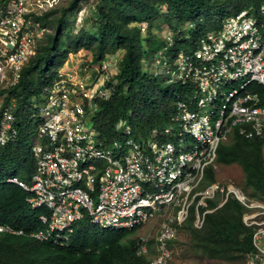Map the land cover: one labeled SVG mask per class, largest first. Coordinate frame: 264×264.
I'll use <instances>...</instances> for the list:
<instances>
[{"label": "built area", "instance_id": "2783aa9c", "mask_svg": "<svg viewBox=\"0 0 264 264\" xmlns=\"http://www.w3.org/2000/svg\"><path fill=\"white\" fill-rule=\"evenodd\" d=\"M61 1L0 0V146L20 134L7 89L17 83L46 32L38 16ZM173 34L169 28L163 34L166 44L142 61L151 76L184 89L166 124L136 138L121 118L114 124L120 137L104 142L92 113L96 100L112 93L117 59L64 64L33 97L30 180H6L29 192L30 206L46 210L39 215L45 226L32 233L38 239L64 244L85 215L113 228L153 221L154 247H149V234L136 242L139 255L155 250L145 264H172L179 227L191 218L201 228L207 213L234 197L244 207V224L252 228L253 249L244 264H264V197L250 196L232 182L206 179L207 169L216 166L219 145L234 133L260 138L264 150V0L257 9L226 15L189 50L168 54Z\"/></svg>", "mask_w": 264, "mask_h": 264}, {"label": "trees", "instance_id": "16d2710c", "mask_svg": "<svg viewBox=\"0 0 264 264\" xmlns=\"http://www.w3.org/2000/svg\"><path fill=\"white\" fill-rule=\"evenodd\" d=\"M78 2L67 0L38 16L44 26L50 22L49 17L54 16V28L52 32L44 33L36 52L22 68L19 80L7 89L6 99H13L15 103L13 112L20 134L14 142L0 146V224L23 229L25 234L0 235V264L146 262L145 257L135 254V239L129 236L131 230L100 228L85 217L78 222L65 246L29 236L30 231L42 226L38 219L42 209L30 208L25 201L27 192L16 183L6 181L11 175L28 181L34 170L31 144L36 124L29 119L33 97H38L57 77L68 54L76 51L84 40L75 36L76 39L68 43L61 32L64 15ZM259 4L260 0H97L99 25L90 62L100 63L116 49L123 50L122 56L117 58L112 93L107 99L95 102L92 125L99 137L104 142L118 137L114 124L121 118L128 120L134 137L146 136L153 127L166 124L174 111L177 94L184 91L179 84H165L151 76L142 66L144 59L150 58L166 43L161 34L151 30L153 18L158 16L161 7L165 9L159 15L162 23L174 32L167 51L174 54L181 45H184L183 50L194 47L198 38L217 29L226 15L243 8L257 9ZM107 6L121 12L132 10L131 20L144 21L148 33L144 35L139 26L123 28ZM187 23H192L193 27L183 26ZM217 162L240 164L245 185L253 188L254 197H264V156L260 138H245L234 133L230 141L219 145ZM206 178L215 180L211 168L207 169ZM242 212L240 202L230 197L221 207L205 215L201 228H195L189 218L182 226L190 229L192 250L206 256H213L216 252L251 251V229L243 223Z\"/></svg>", "mask_w": 264, "mask_h": 264}, {"label": "rangeland", "instance_id": "374dc122", "mask_svg": "<svg viewBox=\"0 0 264 264\" xmlns=\"http://www.w3.org/2000/svg\"><path fill=\"white\" fill-rule=\"evenodd\" d=\"M66 1L67 0H62L61 3H66ZM96 2L97 0H79L77 6L64 15L61 25L63 38L68 43H71L76 39V37L78 39L79 36L84 39L82 40V44H80L79 48L76 51H72L68 54L65 65H77L80 61L90 58L92 52L94 51L99 25L96 17ZM106 9L112 12L115 21L122 24L123 28H132L139 26L141 32L144 35L148 33V30L144 29V27L142 26L143 23H145L144 21L131 20V15L133 13L132 10L121 12L119 10H113V8L110 6H107ZM160 9L161 11L158 13V16L153 18L151 30L154 32H158L163 36V34H167L169 32V27L168 25L162 23L160 14H163V12H165V9L164 7H161ZM53 17L54 16L52 15L49 17L50 22H48V24L45 26V30L47 33L52 32L54 28ZM183 26H186V24H184ZM142 42L143 44L145 43L144 39ZM163 46H161L159 49H161ZM180 48L183 49L184 45H181ZM122 51V49L118 48L113 52V54L110 55H114V57L117 59L122 56ZM168 54L171 53L168 52ZM230 139L231 137L227 138L225 141H230ZM189 141L190 139H188L187 143H189ZM213 171L216 181L222 183L232 182L239 185L250 196H256L253 193V188L249 185H245L244 172L241 168V165L237 162L223 164L216 161V166L214 167ZM149 223L150 222H148L147 225L145 224V226H142V229L131 232L129 236L138 237L140 235L147 234L151 228V223ZM156 228L157 225H155V229ZM191 237L192 235L190 233V229L186 228V226H182L178 233L176 242H174L173 244L172 264H243L246 260L245 253L240 250H234L231 252L228 251L223 253L224 255L216 252L213 256H206L201 253H195L192 250L193 248L191 246Z\"/></svg>", "mask_w": 264, "mask_h": 264}, {"label": "clouds", "instance_id": "9594fccd", "mask_svg": "<svg viewBox=\"0 0 264 264\" xmlns=\"http://www.w3.org/2000/svg\"><path fill=\"white\" fill-rule=\"evenodd\" d=\"M175 105V104H174ZM174 112V111H173ZM172 112V113H173ZM118 137H120V134H118ZM117 137V138H118ZM33 140H34V138H33ZM262 152H263V156H264V150H263V148H262ZM33 156V155H32ZM34 158V157H33ZM217 161V160H216ZM34 165H35V161H34ZM211 169L213 170L214 168H212L211 167ZM214 172V171H213ZM32 174V173H31ZM11 176H16V175H11ZM8 177H10V176H7V178ZM18 177V176H17ZM31 177V176H30ZM6 178V179H7ZM19 178V177H18ZM19 179H21V178H19ZM207 179V178H206ZM21 180H23V179H21ZM29 180H30V178H29ZM29 180L28 181H25V180H23V181H25V182H29ZM6 181H8V180H6ZM207 181H210V180H207ZM212 181V180H211ZM213 181H216V179L215 180H213ZM9 182H11V181H9ZM13 183H15V182H13ZM17 184V183H16ZM18 185V184H17ZM237 185V184H236ZM239 186V185H238ZM21 187V186H20ZM240 187V186H239ZM241 188V187H240ZM24 189V188H23ZM242 189V188H241ZM25 190V189H24ZM26 191V190H25ZM27 192V195L29 194V192L28 191H26ZM245 192V191H244ZM26 195V196H27ZM249 195V194H248ZM254 197V196H253ZM26 198V197H25ZM232 198H234V197H232ZM255 198H257V197H255ZM236 199V198H235ZM258 199H261V198H258ZM26 201V200H25ZM27 203V202H26ZM28 204V203H27ZM241 204V203H240ZM242 205V204H241ZM28 206L30 207V208H40V209H42V211L39 213V215L42 213V212H45L46 210L44 209V208H42V207H32V206H30L29 204H28ZM243 206V205H242ZM243 212H244V207H243ZM243 212H242V215H243ZM86 218L87 220H88V222L89 223H91V224H93V225H96V226H98V227H100V228H112V229H127V230H131L132 232L134 231H136V230H139V229H142L143 227L142 226H145V224L144 225H142V226H140V227H138V228H132V229H128V228H113V227H110V226H107V227H103V226H101V225H99V224H95V223H93V222H91L90 221V219H89V217L88 216H83V217H81L80 219H78L74 224H73V231H74V229H75V227L77 226V224H78V222L82 219V218ZM38 219H39V216H38ZM40 220V219H39ZM41 221V220H40ZM188 221V220H187ZM186 221V222H187ZM243 221V220H242ZM186 222H184L183 224H185ZM41 223H42V226L41 227H39L38 229H36V230H32V231H30L29 233H28V235L29 236H31V237H33V238H35V239H37V240H40V241H45V242H50V241H47V240H42V239H38V238H36L35 236H33L32 235V233L33 232H35V231H37V230H39V229H41V228H43L44 226H45V224L41 221ZM151 223V224H150ZM150 230H149V232L147 233V234H149L150 236H149V240H148V244H149V247H154V235H155V230L157 229H155V226H154V222L153 221H150ZM244 223V222H243ZM148 223H146V225H147ZM182 224V225H183ZM191 224H192V221H191ZM182 225L179 227V231H180V229L182 228ZM153 226V227H152ZM247 227H249V226H247ZM196 228V227H195ZM250 229H251V233H252V228L251 227H249ZM73 231L70 233V235L68 236V238H67V240H66V242L64 243V244H60V243H53V242H50V243H52V244H57V245H61V246H65V245H67V243H68V241H69V238H70V236H71V234L73 233ZM179 231H178V233H179ZM3 233H10V234H16V235H19V234H25V231L23 230V229H15V228H13V227H11V226H9V225H7V224H0V235L1 234H3ZM147 234H144V235H140V236H145V235H147ZM140 236H138V237H132V238H134L135 239V254L137 255V256H143V257H145L146 258V262H148V260L150 259V257L155 253V250L153 249V248H151V250H150V252H149V254L148 255H139V254H137L136 253V242H137V240L139 239V237ZM177 239V238H176ZM176 239L174 240V242H176ZM252 240V239H251ZM253 249V248H252ZM249 252V251H248ZM247 253V252H246ZM246 253H245V255H246ZM145 262V263H146ZM144 263V264H145ZM221 264H223V263H221ZM227 264H229V263H227ZM244 264V263H243Z\"/></svg>", "mask_w": 264, "mask_h": 264}]
</instances>
